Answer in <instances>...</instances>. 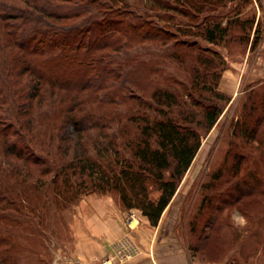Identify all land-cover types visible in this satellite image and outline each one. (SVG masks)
Listing matches in <instances>:
<instances>
[{
	"label": "rangeland",
	"instance_id": "obj_1",
	"mask_svg": "<svg viewBox=\"0 0 264 264\" xmlns=\"http://www.w3.org/2000/svg\"><path fill=\"white\" fill-rule=\"evenodd\" d=\"M199 3L200 11L175 4L176 11L159 12L163 20L158 24L168 31L162 41H118V50L105 60L124 72L109 82L114 83L108 88L111 97L122 101V91L116 94L115 86L121 87L129 72L137 73L147 91L140 96L127 82L126 103L97 106L94 112L104 121L121 119L128 135L146 125L145 115L150 121L177 118L202 135L201 147L165 209L164 222L151 223L155 247L163 241L177 243L188 252L191 264H264V0ZM208 30H214V42L208 40ZM227 72L233 75L231 87L222 83ZM156 88L175 93L177 102L159 104L151 97ZM108 89L100 95L108 94ZM217 92L226 98H218ZM211 103L222 113L208 128L203 111ZM117 129L115 123L101 135L94 130L93 138L106 141L102 136ZM121 152L131 155L129 148ZM78 178L74 174L69 182L60 181L63 192L50 175L35 184L8 178L23 201L14 207L0 200V213L15 214L21 223L15 230L17 264H131L140 255L136 229L144 215L141 209L128 208L117 190L93 189L89 179L88 188L80 187ZM6 194V199L13 196ZM134 220L138 221L132 224Z\"/></svg>",
	"mask_w": 264,
	"mask_h": 264
},
{
	"label": "trees",
	"instance_id": "obj_2",
	"mask_svg": "<svg viewBox=\"0 0 264 264\" xmlns=\"http://www.w3.org/2000/svg\"><path fill=\"white\" fill-rule=\"evenodd\" d=\"M199 1L0 0V200L14 207L23 202L22 193L7 183L10 176L35 184L50 175L63 192L60 181L67 183L78 174L80 187L88 188L89 179L93 189L117 190L128 208L141 209L157 225L201 147V133L174 117L150 121L145 115L146 125L128 135L121 119L104 121L94 111L97 106L126 103L127 82L140 96L147 91L137 73L129 72L124 84L115 86L116 94L122 91V101L111 97L114 83L109 82L124 72L105 60L118 50V41H162L168 31L158 24L163 20L159 12L176 11L175 4L200 11ZM208 32V40L214 42V30ZM105 89L109 93L101 96L99 91ZM215 95L226 98L220 92ZM151 97L168 106L177 102L175 93L160 88ZM203 113L206 126L212 128L222 108L211 103ZM115 123L117 133L103 135L106 141L93 138L94 130L101 135ZM121 147L129 148L131 155H124ZM5 193L13 196L6 199ZM20 224L15 214L0 213V264H17L15 230Z\"/></svg>",
	"mask_w": 264,
	"mask_h": 264
},
{
	"label": "crops",
	"instance_id": "obj_3",
	"mask_svg": "<svg viewBox=\"0 0 264 264\" xmlns=\"http://www.w3.org/2000/svg\"><path fill=\"white\" fill-rule=\"evenodd\" d=\"M262 47L264 48V41ZM262 49V48H261ZM260 49V50H261ZM262 53V52H261ZM262 55V54H259ZM228 75H225L222 79V83L227 82V86L231 87V81L233 75H231L229 72H227ZM235 77V76H234ZM229 80L230 83L228 81ZM233 93V91H232ZM166 214V211L163 213L161 220L164 222V216ZM141 224L136 229V235L139 234L141 239V253L131 264H173L175 262H178L179 259H181L183 262L182 264H191L190 257L188 255V252H186L183 247H180L177 245V243H173L171 241H163L160 243L159 247H155L153 245V239L151 236L152 233L155 232L153 230V225L145 215H140ZM136 221L134 220L132 224H135ZM119 226V224H117ZM178 246L180 250H178ZM184 250V251H183ZM178 251V252H177ZM179 256L178 258L174 259L171 257ZM168 259L169 261H165V259ZM193 264V263H192Z\"/></svg>",
	"mask_w": 264,
	"mask_h": 264
}]
</instances>
